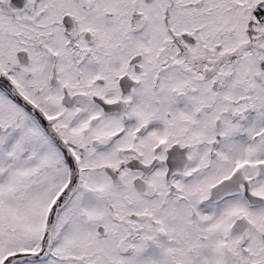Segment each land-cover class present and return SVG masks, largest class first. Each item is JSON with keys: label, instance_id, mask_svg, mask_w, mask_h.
I'll return each mask as SVG.
<instances>
[{"label": "snow or ice", "instance_id": "1", "mask_svg": "<svg viewBox=\"0 0 264 264\" xmlns=\"http://www.w3.org/2000/svg\"><path fill=\"white\" fill-rule=\"evenodd\" d=\"M0 264H264V0H0Z\"/></svg>", "mask_w": 264, "mask_h": 264}]
</instances>
